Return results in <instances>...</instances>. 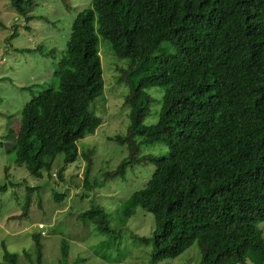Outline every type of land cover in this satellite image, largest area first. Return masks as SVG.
I'll list each match as a JSON object with an SVG mask.
<instances>
[{
	"label": "trees",
	"instance_id": "obj_1",
	"mask_svg": "<svg viewBox=\"0 0 264 264\" xmlns=\"http://www.w3.org/2000/svg\"><path fill=\"white\" fill-rule=\"evenodd\" d=\"M35 3L11 0L26 21ZM102 40L127 59L105 91L121 95L129 110L125 131L109 137L126 154L102 173V182L136 165L154 166L146 184L121 204L120 220L139 208L152 214L153 231L143 241L152 244L153 263L195 243L196 264H264V0H91L71 21L53 80L28 86L36 93L22 107L17 129L4 135H15V162L36 178L43 170L53 178V162L63 153L53 174L63 183L65 166L80 155L77 142L102 122L89 109L104 90ZM154 87L162 88L160 108L146 123ZM92 152H81L88 191L98 186L88 180ZM29 203L19 216H27ZM77 217L100 234L112 231L100 207ZM39 230L24 254L32 264H42ZM65 240L57 264H69ZM2 258L19 263L5 246Z\"/></svg>",
	"mask_w": 264,
	"mask_h": 264
},
{
	"label": "rangeland",
	"instance_id": "obj_2",
	"mask_svg": "<svg viewBox=\"0 0 264 264\" xmlns=\"http://www.w3.org/2000/svg\"><path fill=\"white\" fill-rule=\"evenodd\" d=\"M35 2L32 18L26 21L13 9L11 0H0V264H7L2 258L3 246L17 255L18 264H32L24 254L32 248V234L40 231L39 223L44 231L42 264H57L62 238L68 244L69 264L78 256L81 260L76 264H196L200 253L195 243L175 258L151 261L152 244L143 241L154 227L150 212L139 208L129 219L120 220L121 204L146 184L154 170L152 164L136 165L123 177L102 182V173L114 169L126 154L125 146L109 137L123 133L129 123L123 97L105 91L115 84L119 68L127 65V59L116 57L106 40L100 41L104 90L89 106L102 122L94 133L77 142L80 155L65 166L63 183L53 175L63 165V153L53 162V178L46 170L36 178L25 165L15 162V135H4L9 127L17 129L22 107L36 93L34 86H28L53 80L50 73L65 49L71 21L91 0ZM52 48L55 50L50 52ZM148 92L151 110L145 122L152 123L157 119L162 88L154 87ZM87 150L93 151L88 180L98 182L91 191L83 187L87 161L81 152ZM55 192L64 195L56 198ZM25 201L30 202L27 216L21 217ZM93 206L103 209L111 232L100 234L93 222L77 217ZM260 226L264 232V222Z\"/></svg>",
	"mask_w": 264,
	"mask_h": 264
},
{
	"label": "clouds",
	"instance_id": "obj_3",
	"mask_svg": "<svg viewBox=\"0 0 264 264\" xmlns=\"http://www.w3.org/2000/svg\"><path fill=\"white\" fill-rule=\"evenodd\" d=\"M40 225H41V226H40ZM38 227H39V228H43V224L39 223V224H38Z\"/></svg>",
	"mask_w": 264,
	"mask_h": 264
},
{
	"label": "built area",
	"instance_id": "obj_4",
	"mask_svg": "<svg viewBox=\"0 0 264 264\" xmlns=\"http://www.w3.org/2000/svg\"><path fill=\"white\" fill-rule=\"evenodd\" d=\"M41 226V225H40Z\"/></svg>",
	"mask_w": 264,
	"mask_h": 264
}]
</instances>
